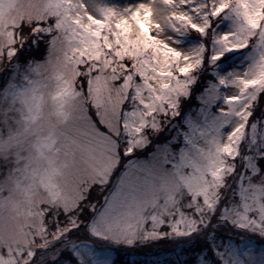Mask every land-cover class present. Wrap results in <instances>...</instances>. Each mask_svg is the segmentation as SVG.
Listing matches in <instances>:
<instances>
[{
  "label": "snow or ice",
  "instance_id": "6c2138e0",
  "mask_svg": "<svg viewBox=\"0 0 264 264\" xmlns=\"http://www.w3.org/2000/svg\"><path fill=\"white\" fill-rule=\"evenodd\" d=\"M0 264H264V0H0Z\"/></svg>",
  "mask_w": 264,
  "mask_h": 264
},
{
  "label": "trees",
  "instance_id": "16d2710c",
  "mask_svg": "<svg viewBox=\"0 0 264 264\" xmlns=\"http://www.w3.org/2000/svg\"><path fill=\"white\" fill-rule=\"evenodd\" d=\"M139 258H140V259H148L149 257H145V256L143 255V253H141Z\"/></svg>",
  "mask_w": 264,
  "mask_h": 264
}]
</instances>
